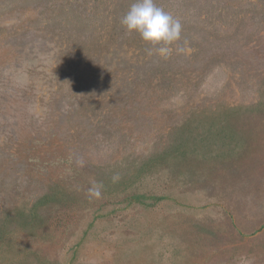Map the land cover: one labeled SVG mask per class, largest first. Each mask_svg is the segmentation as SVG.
<instances>
[{
    "label": "rangeland",
    "instance_id": "rangeland-1",
    "mask_svg": "<svg viewBox=\"0 0 264 264\" xmlns=\"http://www.w3.org/2000/svg\"><path fill=\"white\" fill-rule=\"evenodd\" d=\"M134 2L0 0V264H264V0Z\"/></svg>",
    "mask_w": 264,
    "mask_h": 264
},
{
    "label": "clouds",
    "instance_id": "clouds-1",
    "mask_svg": "<svg viewBox=\"0 0 264 264\" xmlns=\"http://www.w3.org/2000/svg\"><path fill=\"white\" fill-rule=\"evenodd\" d=\"M121 24L128 33L139 34L144 42L153 45L158 55L165 58L171 54V45L181 38L180 20L158 7L154 0H135L122 17ZM101 188L102 185L93 183L88 195L99 198Z\"/></svg>",
    "mask_w": 264,
    "mask_h": 264
}]
</instances>
